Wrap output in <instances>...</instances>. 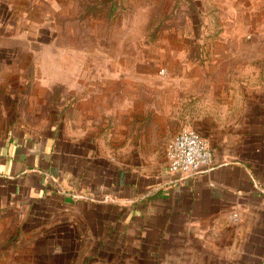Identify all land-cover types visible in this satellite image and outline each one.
Segmentation results:
<instances>
[{
    "label": "rangeland",
    "instance_id": "1",
    "mask_svg": "<svg viewBox=\"0 0 264 264\" xmlns=\"http://www.w3.org/2000/svg\"><path fill=\"white\" fill-rule=\"evenodd\" d=\"M0 74L7 110L15 94L37 126L65 118L106 154L142 133L167 143L263 100L264 0H0ZM25 210L0 214V264H156Z\"/></svg>",
    "mask_w": 264,
    "mask_h": 264
},
{
    "label": "crops",
    "instance_id": "2",
    "mask_svg": "<svg viewBox=\"0 0 264 264\" xmlns=\"http://www.w3.org/2000/svg\"><path fill=\"white\" fill-rule=\"evenodd\" d=\"M6 85L0 74V214L50 216L56 229L156 264H264V98L238 96L237 109L193 123L213 166L184 176L167 171L161 135L106 154L65 118L64 130L28 122L15 94L8 111Z\"/></svg>",
    "mask_w": 264,
    "mask_h": 264
},
{
    "label": "built area",
    "instance_id": "3",
    "mask_svg": "<svg viewBox=\"0 0 264 264\" xmlns=\"http://www.w3.org/2000/svg\"><path fill=\"white\" fill-rule=\"evenodd\" d=\"M165 157L167 171L174 175H193L213 166L208 140L192 128H183L170 138L165 146Z\"/></svg>",
    "mask_w": 264,
    "mask_h": 264
}]
</instances>
